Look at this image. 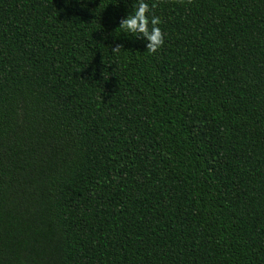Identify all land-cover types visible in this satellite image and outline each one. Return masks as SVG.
<instances>
[{"label":"trees","instance_id":"16d2710c","mask_svg":"<svg viewBox=\"0 0 264 264\" xmlns=\"http://www.w3.org/2000/svg\"><path fill=\"white\" fill-rule=\"evenodd\" d=\"M147 2L0 0V264H264V0Z\"/></svg>","mask_w":264,"mask_h":264},{"label":"clouds","instance_id":"9594fccd","mask_svg":"<svg viewBox=\"0 0 264 264\" xmlns=\"http://www.w3.org/2000/svg\"><path fill=\"white\" fill-rule=\"evenodd\" d=\"M162 21L153 14L147 0H132L131 10L119 19L118 28L126 39L143 40L144 47L149 53L158 51L164 43L166 33L162 32ZM107 39V37H104ZM123 44L110 46L113 54H120Z\"/></svg>","mask_w":264,"mask_h":264}]
</instances>
